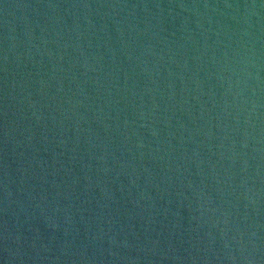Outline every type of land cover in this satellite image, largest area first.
<instances>
[{"label": "water", "instance_id": "water-1", "mask_svg": "<svg viewBox=\"0 0 264 264\" xmlns=\"http://www.w3.org/2000/svg\"><path fill=\"white\" fill-rule=\"evenodd\" d=\"M0 264H264V0H0Z\"/></svg>", "mask_w": 264, "mask_h": 264}]
</instances>
